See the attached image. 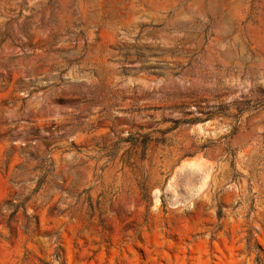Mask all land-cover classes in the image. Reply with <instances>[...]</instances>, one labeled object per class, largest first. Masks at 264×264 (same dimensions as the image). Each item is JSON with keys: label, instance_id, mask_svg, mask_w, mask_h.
Returning a JSON list of instances; mask_svg holds the SVG:
<instances>
[{"label": "rangeland", "instance_id": "rangeland-1", "mask_svg": "<svg viewBox=\"0 0 264 264\" xmlns=\"http://www.w3.org/2000/svg\"><path fill=\"white\" fill-rule=\"evenodd\" d=\"M0 264H264V0H0Z\"/></svg>", "mask_w": 264, "mask_h": 264}]
</instances>
